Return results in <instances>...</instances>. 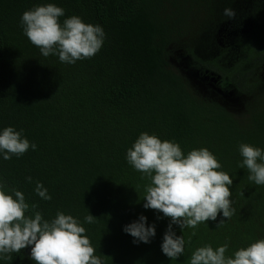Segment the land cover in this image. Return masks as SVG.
<instances>
[{"label":"trees","instance_id":"1","mask_svg":"<svg viewBox=\"0 0 264 264\" xmlns=\"http://www.w3.org/2000/svg\"><path fill=\"white\" fill-rule=\"evenodd\" d=\"M48 2L103 27L93 57L66 64L29 42L21 13ZM178 51L218 92L193 86L174 68ZM219 91L240 100L231 104ZM8 125L37 148L0 159V177L45 219L58 210L78 218L104 264H188L198 246L227 239L230 254L264 238V185L237 166L240 143L264 149V0H0V128ZM141 132L173 140L185 154L207 148L233 180L230 219L216 226L218 214L194 230L172 225L186 241L177 260L160 249L169 218L143 207L149 181L125 159ZM36 181L51 200L36 195ZM88 212L94 223H84ZM141 214L155 226L149 243H133L122 230ZM29 251L0 264H35Z\"/></svg>","mask_w":264,"mask_h":264},{"label":"clouds","instance_id":"2","mask_svg":"<svg viewBox=\"0 0 264 264\" xmlns=\"http://www.w3.org/2000/svg\"><path fill=\"white\" fill-rule=\"evenodd\" d=\"M222 12L226 18L235 16L229 7ZM60 17H65V9L51 2L34 5L21 13L23 34L42 56L54 55L62 63L75 64L101 49L105 32L100 24L86 23L78 15L67 16L62 22ZM30 148L34 151L37 145L23 135V129L11 125L0 128V159L20 157ZM238 152L242 158L238 168L247 169L249 181L264 185V149L240 143ZM125 159L149 181L143 207L158 210L169 218L160 249L170 260L183 256L186 245L183 235L173 230V224L181 231L194 230L201 223L216 221L218 214L222 218L216 226L234 215L229 187L233 180L220 170V162L207 148H193L185 154L177 142L141 132L126 150ZM25 179L32 181L31 176ZM33 190L42 200L52 198L40 181H36ZM36 208L21 190L0 177V258L27 247L29 259L35 264H104L78 218L58 210L54 217L45 219ZM95 218L88 212L84 223H94ZM146 219L141 214L122 226L133 237V243H149L155 236L154 224H146ZM229 251L227 239L215 248L204 244L191 251L188 264H264V238L230 254Z\"/></svg>","mask_w":264,"mask_h":264},{"label":"rangeland","instance_id":"3","mask_svg":"<svg viewBox=\"0 0 264 264\" xmlns=\"http://www.w3.org/2000/svg\"><path fill=\"white\" fill-rule=\"evenodd\" d=\"M172 65L180 74L184 75L193 86H196L203 91L213 89L215 92H218L217 87L213 84V78L208 77L201 72L198 73L195 69H192L188 57L180 51L174 54ZM221 96L227 98L231 104H237L240 100L239 95L232 91H229L228 93L222 92Z\"/></svg>","mask_w":264,"mask_h":264}]
</instances>
